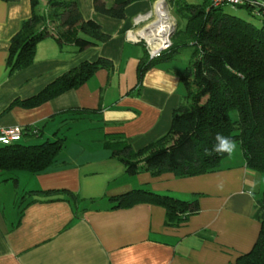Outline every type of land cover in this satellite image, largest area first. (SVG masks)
Segmentation results:
<instances>
[{
  "label": "crops",
  "instance_id": "0c3cea01",
  "mask_svg": "<svg viewBox=\"0 0 264 264\" xmlns=\"http://www.w3.org/2000/svg\"><path fill=\"white\" fill-rule=\"evenodd\" d=\"M76 2L82 16L94 19L110 39L80 53L44 39L33 63L9 74L10 41L31 8L30 0H0V129L34 127L48 140L66 135L58 160L44 171L19 172L16 184L0 173V264H233L258 237L254 213L264 194V174L250 170L237 147L211 173L127 175L103 148L104 139L123 134L139 151L164 137L186 94L181 81L186 65L175 64L176 55L139 77L143 49L126 42L123 33L133 17L150 10L149 0L127 6L121 21L96 14L92 0ZM100 58L111 66L78 88L35 108L21 105L82 62ZM70 126L76 133L65 134ZM138 189L196 200L198 213L166 227L162 207L116 208L110 202ZM31 190H67L77 201L25 194Z\"/></svg>",
  "mask_w": 264,
  "mask_h": 264
},
{
  "label": "trees",
  "instance_id": "16d2710c",
  "mask_svg": "<svg viewBox=\"0 0 264 264\" xmlns=\"http://www.w3.org/2000/svg\"><path fill=\"white\" fill-rule=\"evenodd\" d=\"M138 1L113 0L108 5L107 0H92V5L96 14L121 21L125 19L126 7ZM167 1L175 16L185 22L183 29L174 33L171 48L160 59L149 60L141 46L143 57L137 72L141 78L152 66L173 59L182 50H190L181 74L186 90L183 102L173 112L168 133L155 143L134 151L123 134H110L104 139L103 148L123 164L129 176L173 173L181 178L193 177L218 170L228 156L212 151L219 133L237 142L250 170L264 174L263 20L254 16L249 6L237 8L257 18L259 26L224 12L223 7H212L210 0H202L200 5ZM30 8V18L10 41L6 62L9 74L30 66L37 44L44 39L51 38L60 49L70 46L75 53L110 39L94 19L82 16L76 0H30ZM110 66L105 58L82 62L21 105L38 107L78 88L97 70ZM232 112L237 113L236 120L231 118ZM42 137L39 129L26 127L20 141L0 145V173L16 184L17 173L35 174L53 165L64 150L66 139L57 134L52 140ZM25 194L40 198L64 196L77 201L76 195L67 190H31ZM110 202L116 208L142 203L162 207L166 227L184 223L199 210L196 200L181 201L142 189L111 197ZM254 217L260 224L258 237L252 249L233 264H264V194L256 202Z\"/></svg>",
  "mask_w": 264,
  "mask_h": 264
},
{
  "label": "built area",
  "instance_id": "2783aa9c",
  "mask_svg": "<svg viewBox=\"0 0 264 264\" xmlns=\"http://www.w3.org/2000/svg\"><path fill=\"white\" fill-rule=\"evenodd\" d=\"M211 6L218 7H243L249 6L254 16L261 18L264 23V0H210ZM161 2L162 1H157ZM157 5V4H156ZM157 6L153 10L138 14L133 18L132 27L125 33V41L143 47L149 60H156L171 48V37L176 23L172 17L164 14V7ZM22 139V129H0V145H10Z\"/></svg>",
  "mask_w": 264,
  "mask_h": 264
},
{
  "label": "rangeland",
  "instance_id": "374dc122",
  "mask_svg": "<svg viewBox=\"0 0 264 264\" xmlns=\"http://www.w3.org/2000/svg\"><path fill=\"white\" fill-rule=\"evenodd\" d=\"M110 1L111 0H108V2H107L108 5L110 4ZM157 1H162V4H163L162 7H164V9H166V10H164V14L166 16H168V17L169 16L172 17L174 19L175 23H176L175 30H174V32L172 34V37H173L174 33L178 29H183V26H184L185 22L182 19H180L178 16H175V14L173 13V10H172L170 4H168V1L167 0H149V2L151 3V7H150V10L149 11H151V10L154 9V7L157 4ZM180 3H181V5L182 4L183 5H200L202 3V0H180ZM223 9H224V12H226V13H229L231 15H235V16H237V17H239V18H241L243 20H246V21H248V22H250V23H252V24H254L256 26H259V22H258L257 18H254L252 15L248 14V12L245 9H243V8H235V9H232L230 7H223ZM145 13H147V12H145ZM145 13H141V14H145ZM132 23H133V19H132ZM131 27H132V25H131ZM127 30H125V32L123 33L124 39H125V33H126ZM172 37H171V42H172ZM138 47L141 48V46L140 45H137V49L140 51V49ZM190 52H191L190 50H182L175 57V59H174L175 64H177L178 66H182V67L184 65H186L185 63L188 61ZM231 118L233 120H236L237 119V113L236 112H232L231 113ZM66 133H70L71 134V133H76V131H74L73 130V127L70 126V129H67V131L65 132V134ZM64 136L66 137V135H64ZM45 139H46L45 137L42 138V140H45ZM237 147H239V146L237 145ZM18 198H19L18 203L19 202H23V200L21 199V191L19 193ZM19 206L20 205H18V209L20 208ZM16 211H17V207H16Z\"/></svg>",
  "mask_w": 264,
  "mask_h": 264
},
{
  "label": "clouds",
  "instance_id": "9594fccd",
  "mask_svg": "<svg viewBox=\"0 0 264 264\" xmlns=\"http://www.w3.org/2000/svg\"><path fill=\"white\" fill-rule=\"evenodd\" d=\"M236 149L237 142L235 140L219 133L216 134L212 151L218 155L227 154L228 156H231L236 151Z\"/></svg>",
  "mask_w": 264,
  "mask_h": 264
},
{
  "label": "bare ground",
  "instance_id": "6f19581e",
  "mask_svg": "<svg viewBox=\"0 0 264 264\" xmlns=\"http://www.w3.org/2000/svg\"><path fill=\"white\" fill-rule=\"evenodd\" d=\"M161 5H162L161 2H158L157 5H156L157 6V9L158 8L160 9Z\"/></svg>",
  "mask_w": 264,
  "mask_h": 264
}]
</instances>
